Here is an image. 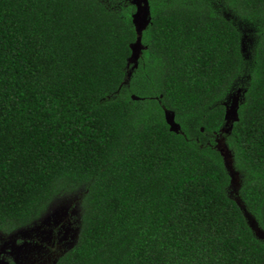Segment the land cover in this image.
I'll return each instance as SVG.
<instances>
[{"label":"trees","instance_id":"1","mask_svg":"<svg viewBox=\"0 0 264 264\" xmlns=\"http://www.w3.org/2000/svg\"><path fill=\"white\" fill-rule=\"evenodd\" d=\"M145 2L0 0V234L70 199L51 264H264V0Z\"/></svg>","mask_w":264,"mask_h":264},{"label":"rangeland","instance_id":"2","mask_svg":"<svg viewBox=\"0 0 264 264\" xmlns=\"http://www.w3.org/2000/svg\"><path fill=\"white\" fill-rule=\"evenodd\" d=\"M137 5L135 23L139 29L143 28L148 19V10L145 0H133ZM249 31V29H248ZM253 43L250 35H244L242 51L248 56V51ZM134 52L131 61H134L139 53V45L133 46ZM239 90V89H238ZM238 90L228 99L227 122H231L235 116L238 103ZM168 119L172 117L168 114ZM222 146V143H221ZM226 157V165L232 175V187L236 188L237 177L229 165V156L223 149ZM72 200V199H71ZM77 210L73 203L62 200L51 206L47 212L28 227H24L12 234H0V264H51L58 255L68 248L73 242L77 228ZM250 224L258 236L264 238V232L248 216Z\"/></svg>","mask_w":264,"mask_h":264},{"label":"water","instance_id":"3","mask_svg":"<svg viewBox=\"0 0 264 264\" xmlns=\"http://www.w3.org/2000/svg\"><path fill=\"white\" fill-rule=\"evenodd\" d=\"M136 15V14H135Z\"/></svg>","mask_w":264,"mask_h":264}]
</instances>
